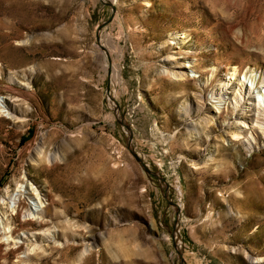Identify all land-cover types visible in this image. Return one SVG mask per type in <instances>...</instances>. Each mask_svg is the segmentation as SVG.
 Wrapping results in <instances>:
<instances>
[{"label": "rangeland", "instance_id": "obj_1", "mask_svg": "<svg viewBox=\"0 0 264 264\" xmlns=\"http://www.w3.org/2000/svg\"><path fill=\"white\" fill-rule=\"evenodd\" d=\"M105 1L0 0V264H264V0Z\"/></svg>", "mask_w": 264, "mask_h": 264}, {"label": "water", "instance_id": "obj_2", "mask_svg": "<svg viewBox=\"0 0 264 264\" xmlns=\"http://www.w3.org/2000/svg\"><path fill=\"white\" fill-rule=\"evenodd\" d=\"M102 1H103L104 4H107V5L111 6V8H112V14H111V16H110V18L108 20L104 21L102 24H100L98 26V30H97V40H98L99 44H101L100 30L104 26H106L107 24H109L111 22V20L114 17V14L116 12V8H115V6L113 5V3L111 1H105V0H102ZM101 46L103 47V49H105V51L107 52V54L109 56L108 50L102 44H101ZM109 61H110V57H109ZM110 92H111V69H109V71H108L107 93H108V95L112 99H114L111 96V93ZM116 103H117V101H116ZM117 105H118V103H117ZM118 121H119L120 124H122L124 127H126L127 130L129 131V138L127 140V148L130 150V152L135 157V159L139 162V164L143 168L144 172L147 173V175H151L152 174L154 176H157L159 179L164 180V178L158 172H155L151 168H149V166L145 163V161L143 160V158L135 150V148L133 146V137H134V134H133V129H132L131 125L128 122H126V120H125V118L123 116L121 118H118ZM166 198H167L169 204L174 205L177 208L176 217L178 218L179 213H180V207H179V205L177 203L173 202L172 200H170L167 196H166ZM177 218H176V220H177ZM176 225H177V221L174 224V232L172 233V235H173V238H174V244L177 247V242H176V238H175V232H176V229H177V226ZM178 253H179V256H180V264H185V259L183 257L182 251L181 250H178Z\"/></svg>", "mask_w": 264, "mask_h": 264}, {"label": "bare ground", "instance_id": "obj_3", "mask_svg": "<svg viewBox=\"0 0 264 264\" xmlns=\"http://www.w3.org/2000/svg\"><path fill=\"white\" fill-rule=\"evenodd\" d=\"M183 66V65H182ZM184 66H191V65H184ZM249 71V70H248ZM254 74V73H253ZM238 75H239V72H238V67L237 66H235L234 67V69H233V71H232V78L233 79H237L238 78ZM249 78V77H248ZM256 78V77H255ZM246 80V79H245ZM253 80V85H256L255 86V88H259V91L257 92L260 96H262V97H264V90L263 89H261V87L260 86H258V83H259V81L258 80H256V79H252ZM240 82H241V80H240ZM241 85H243V82L241 83ZM264 88V87H263ZM251 89V88H250ZM247 90V89H246ZM227 92L229 93H231L232 91H231V88L230 87H228V89H227ZM255 91L253 92V94H249L250 95V98L253 96L254 97V95H255ZM254 99H255V97H254ZM252 104V103H251ZM254 105L255 106H258L259 108H261V103L259 104V103H257L256 102V100H254ZM243 136L241 135V134H239V133H236L235 134V139L236 140H239V139H241Z\"/></svg>", "mask_w": 264, "mask_h": 264}]
</instances>
